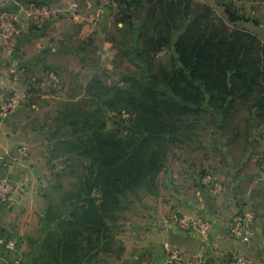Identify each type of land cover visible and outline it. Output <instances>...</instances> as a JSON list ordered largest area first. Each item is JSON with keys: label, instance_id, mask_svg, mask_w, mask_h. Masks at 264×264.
Returning a JSON list of instances; mask_svg holds the SVG:
<instances>
[{"label": "rangeland", "instance_id": "374dc122", "mask_svg": "<svg viewBox=\"0 0 264 264\" xmlns=\"http://www.w3.org/2000/svg\"><path fill=\"white\" fill-rule=\"evenodd\" d=\"M199 1L211 6L215 15L226 21L223 7L232 9L236 6V14L245 19L253 18L256 20L250 21L253 24L260 21L264 27V0L251 9H248L252 6L251 2L257 0H250V3L227 0L223 1L224 4L217 0ZM128 2L130 0L0 2V53L37 48L32 42L27 43L30 38L27 34L36 33L41 36L44 50L57 48L59 52H69L67 56L58 53L50 58L60 70L59 66L65 65L70 71L57 75L66 85L29 88L24 93L23 90L13 89L11 93L16 94L18 99L25 98L21 99L24 103H11L6 110L0 106V139L9 151L5 172L0 174V183L4 181L8 186L7 197L0 195V264H65L63 259L58 261L55 254L60 256L59 245L67 239L73 245L72 250L79 249L77 253H71L74 257L80 256V250L87 257L92 250H96V245L104 242V252L113 262L116 254L112 252L119 251L118 242L132 237V210L152 209L155 204L153 198L161 193L166 196L180 194L181 183L173 185L170 181L168 184L171 185L166 186L163 184L166 178L196 183L192 187L199 188V191L204 189L205 195L214 196L215 200L211 203L216 210L225 211L234 207L237 214L233 216L230 227L238 218L251 225L259 205L264 206V109L255 106V97H252L222 126H217L215 117L211 116L217 113L208 103L202 102V113L192 116L196 117V122L191 124L194 127L189 134H183L184 137L179 136L173 142L164 139V143H159L166 157L158 163L160 170L154 171L152 184L130 185L122 192L123 195L118 196L120 205L115 212H99L96 228L84 217L78 215L77 220L74 218L75 204L83 201L82 205L88 208L91 206L90 199H94L98 207L103 202L100 189L89 190L87 186L89 181L94 183L96 179L90 175L91 161L80 146L91 133L83 131L81 125L85 121L105 122L106 132L124 139L132 137L139 140L138 135L133 137L131 134L134 117L124 106L123 95L120 97L113 90L116 87L123 92H131L132 79L148 81L150 75L147 73L150 61L138 58L139 51L137 56L134 54L133 43L139 19L134 17V11L129 13L125 5ZM34 7H40L44 14H30L29 9ZM131 16L133 21L130 24L127 20ZM128 23L129 26L126 25ZM243 27L257 29L248 23ZM87 33L92 35L85 40L83 36ZM58 35L71 38L60 39ZM256 37L264 42V36ZM155 63L171 66L169 50L158 54ZM37 67L36 79L32 81L43 83L54 79L49 77L45 65ZM156 76L161 77L162 74L157 73ZM94 82L100 87L92 88L97 84ZM161 84L155 90L165 97L168 90ZM101 93L108 95L100 96ZM169 95L173 96L172 93ZM151 145L152 151L158 150L157 142ZM246 182L251 184L248 187L250 194L244 196ZM255 191H260V194H254ZM255 199L259 205L252 203ZM244 203L246 211L248 209L253 214L250 219L240 217L245 212H240ZM87 238H93L92 247ZM235 241L240 243L239 238ZM79 243L88 248L80 249ZM235 248L233 264L241 257L240 244ZM97 257L93 254L90 261L95 262ZM241 258L249 264L247 259Z\"/></svg>", "mask_w": 264, "mask_h": 264}, {"label": "trees", "instance_id": "16d2710c", "mask_svg": "<svg viewBox=\"0 0 264 264\" xmlns=\"http://www.w3.org/2000/svg\"><path fill=\"white\" fill-rule=\"evenodd\" d=\"M125 5L139 19L134 54L139 51L138 58L150 61V75L148 81L132 79L131 92L113 87L117 95H123L124 106L134 117L131 134L138 135L139 140L106 132L105 122L85 121L81 125L83 131L91 133L79 145L86 151L91 161L90 175L96 179L87 186L89 190L98 187L103 202L98 207L90 199L91 206L87 208L81 201L75 204L73 216L76 220L78 215L84 217L94 228L99 212H115L120 205L118 196L130 185L151 183L154 171L160 170L158 163L166 157L159 143H164V139L173 142L189 134L194 127L191 124L196 122L192 116L202 113V102L217 113L211 114L217 126L225 124L252 97L254 105L264 109V43L237 27L242 17L226 8V21L216 16L208 4L194 0H130ZM132 18L127 20L130 24ZM163 50L171 53V66L155 63ZM157 73L162 76H156ZM159 83L168 90L165 97L155 90ZM96 87H100L99 83L92 88ZM153 142L158 143V150L152 151ZM92 239H86L90 247L94 245ZM72 246H64L59 257L55 254L57 260L65 261L66 249L71 253L79 251L72 250Z\"/></svg>", "mask_w": 264, "mask_h": 264}, {"label": "crops", "instance_id": "0c3cea01", "mask_svg": "<svg viewBox=\"0 0 264 264\" xmlns=\"http://www.w3.org/2000/svg\"><path fill=\"white\" fill-rule=\"evenodd\" d=\"M223 1L227 0H217L219 3H223ZM245 1H249L250 3V0ZM262 1L251 2L252 6H249L248 9L262 4ZM198 2L203 3V1L199 0ZM231 5H234V3H231ZM226 8V6L223 7L224 10ZM230 10L235 12L237 7L234 6ZM223 12L225 14V11ZM252 20L256 21L253 18H243L236 25L254 36H264L263 23L258 21L257 24H253L250 22ZM246 22L257 29L255 31L254 29H246L243 27V25L247 24ZM240 23L243 25L238 26ZM91 35L92 33H87L86 36H82L86 40ZM27 36H30L27 43L32 42L38 49H15L0 53V57L4 59H0V106L10 105L11 103L18 104L19 102L24 103L21 99L25 98L21 97V99H18L16 94L11 93L13 89L23 90L24 93L29 88L41 89L45 88V86L57 87L58 85H66L61 80L62 78L59 79L57 75H61L64 71L66 73L70 71L66 69L67 66L65 65L59 66L60 70L56 64L51 63L50 58L63 52H59L57 48H52L49 51L44 50L45 47H41V36H37L36 33L30 32ZM59 38L69 39L71 37L64 35L59 36ZM258 39L261 40L260 38ZM67 52L65 50L63 55L67 56L69 54ZM41 64L48 68L47 73H49L50 78L54 77L53 80L43 83L31 80L36 79L34 76L38 73L39 68L37 66ZM81 85L83 84L80 82V87H82ZM0 142H2L0 143V174H2L3 171L5 172L8 163L9 151L2 139H0ZM14 155L16 157L17 153ZM170 181L173 185L181 183V187L178 189V191H181L180 194L166 196L167 194L161 193L156 197L153 196L155 197L153 198L155 204L152 209H144L142 210L143 212L138 209L132 210V215L134 216L130 228L132 237L128 241L118 242L119 251L116 252L117 250H114L112 252V254H116V257L112 258L113 262L109 259L110 256L104 252V242L96 245V250H92L87 257L80 250L79 259L76 260L75 257L72 258L71 252L67 251L71 245L70 240L67 239L61 242V246L59 245L60 255H62V248L64 246L67 247L65 251V264H168L172 250L179 252L182 257V261L178 264H233L235 256L233 255L234 248H237L238 244H240L241 248L239 255L247 259L249 264H264V206L259 205L257 199L252 201V203L258 204L260 208L258 212L255 211L254 215L248 209L246 211L247 207L245 203L244 208H240V212L245 211L243 212L244 214H241V218L250 219L252 218L251 215H253L255 221L247 226L252 232L250 240L245 242L239 238V243L235 241L238 238H233L229 232L232 218L237 214L234 207L225 211L216 210L211 203L215 200L214 196L212 197L209 193L205 195L204 189L199 191V188L192 187V185H197L196 183H189V181L184 179L166 178L163 184L166 186L171 185L168 184ZM250 185L249 182L245 183L244 196L250 194V190L248 189ZM259 192L255 191L254 194H260ZM157 203H159V206L156 205ZM178 217H187L205 222L209 226V234L204 235L198 230L187 231L179 225ZM80 247L83 250L88 248L85 244H80ZM76 248H79V246L76 245ZM95 251L100 252L96 253ZM93 254L98 256L95 262L94 260L90 261ZM59 260L62 259L60 258Z\"/></svg>", "mask_w": 264, "mask_h": 264}, {"label": "built area", "instance_id": "2783aa9c", "mask_svg": "<svg viewBox=\"0 0 264 264\" xmlns=\"http://www.w3.org/2000/svg\"><path fill=\"white\" fill-rule=\"evenodd\" d=\"M29 10H30L29 13L35 16H40L44 14V11L40 7L30 8ZM7 105L8 104L1 106V109L6 110L5 108H8L6 107ZM7 193H8V186L3 181L2 183H0V195L2 198H6ZM177 220L179 225L185 228L187 231L198 230L204 235L209 234V226L205 222L197 221L195 219L187 218V217H178ZM247 226L248 225H246L244 221H241V219L238 218L229 228V232L232 236L240 238L241 240L247 242L250 240L252 236V232L250 229L247 228ZM169 257L170 259L168 261V264H178L182 261V257L180 253L173 250L170 252ZM236 264H246V262H244L242 258H238Z\"/></svg>", "mask_w": 264, "mask_h": 264}]
</instances>
